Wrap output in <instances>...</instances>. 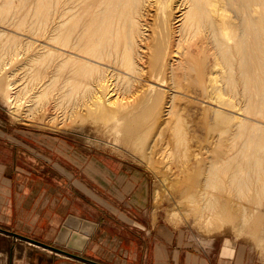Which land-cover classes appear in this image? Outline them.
Segmentation results:
<instances>
[{
  "label": "bare ground",
  "instance_id": "6f19581e",
  "mask_svg": "<svg viewBox=\"0 0 264 264\" xmlns=\"http://www.w3.org/2000/svg\"><path fill=\"white\" fill-rule=\"evenodd\" d=\"M47 1L39 2V6L42 3V9H46L40 11L44 12L40 15L39 33L54 42V46L45 44L42 52L50 58L54 55L51 59L55 60V65L51 76H39L46 78H40L39 97L53 81L62 83L57 87L62 98L64 90L73 95L76 88L82 89L84 85L83 89L90 90L88 95L92 99L89 110L109 117L108 114L117 115L113 120L119 121L115 123L120 126L116 129L125 133V137L140 141L145 137L141 132L144 123L158 118L160 128L166 124L160 116L162 111V115H171L175 123L174 130L164 138L167 149L173 155V150L181 149L183 157L193 160L190 156L193 154L196 161H200L203 156L199 157L200 151L191 148L187 129L181 124V114L173 120L177 114L174 106L168 103L163 110L158 107L162 85L171 84L176 93L195 92L216 105L211 111L220 118L214 124H224L222 132H226L220 145L218 141L212 150L210 147V153L204 158H208L204 178L191 192L198 218L203 224H213L221 216L230 218L227 215L233 214L234 200L231 202L223 191L229 195L235 191L238 196L251 188L264 192V0H85L80 2L85 3V9L78 8L84 11H76L80 14L77 16L73 11L79 0H54L53 5L52 0ZM153 6L156 15L149 21L148 12ZM50 18L54 23L51 32L46 34L48 24H52ZM41 71L39 69V73ZM2 73L0 89L5 81ZM97 74V83H94L96 79L93 82L92 78ZM114 77L125 81L123 90L139 99L136 104L124 106L118 98L122 88L117 86L118 82L113 83ZM145 78L149 82L141 85L140 81ZM183 79H201L200 90L192 89ZM13 91L2 94L8 102L17 105L16 98L20 95H14ZM122 95L127 96L125 92ZM235 108L243 114L237 119L232 113ZM242 206L245 208L241 210L242 222L245 223L253 213Z\"/></svg>",
  "mask_w": 264,
  "mask_h": 264
},
{
  "label": "rangeland",
  "instance_id": "374dc122",
  "mask_svg": "<svg viewBox=\"0 0 264 264\" xmlns=\"http://www.w3.org/2000/svg\"><path fill=\"white\" fill-rule=\"evenodd\" d=\"M41 1L45 3L47 0H0V33H4L3 35L0 34V65L1 69L2 67L5 69V71L2 69L3 73L0 69V73L5 76V81L0 89V147H3L2 141H4L5 132L9 131L13 133L16 139L22 136L26 140L29 139L31 142L38 144L39 153L45 152L44 154L46 155L43 157V160L53 167H58V165H60L55 161L57 159H64L65 161L76 163L78 168L83 167V164L92 162L100 164V159L102 162L112 163L113 165H111L113 168H116V172H121L119 176L120 180L126 178L130 180L131 189L127 193H133L132 197H137V199H139V201L134 204L139 206V208H142L143 205L149 207L151 211L150 216H154L153 220H155V223L153 222L150 225L148 222L151 221V218L148 220L149 217H147V215H144V218L140 216L144 221L143 224L146 228L144 230L151 231L152 226H154L153 230L156 231L159 225L164 226L166 230L170 228L172 230L173 240H187L188 248L192 252L208 255L211 262L214 264L217 263L219 258V264H264V238H260L264 236V229L262 230V227L264 228L263 191L257 192L251 188V191H246V195L239 196L235 191H231L230 195L228 192L223 191V194L231 198V202L234 200L232 202L233 214L227 215L230 218L221 216L225 218H217L218 222L215 220L213 224H203V220H200V217L198 218L195 207L192 205L193 194L191 192L204 178L208 159L206 158L205 160L204 158L210 153V147L212 150L216 145H220L226 135V132H222L224 124H214L215 121L220 118L212 113L213 107L215 108L216 105H214L210 99L205 97L204 99L203 96L195 92L191 93V95L177 91V94L176 91H174L175 87L170 84L171 89L169 83L160 86L163 93L159 99L158 107L163 110L167 107L168 103L174 106L177 110V114L174 115L173 120H177L178 115L181 114V124L187 129V135L190 137V144L193 145L191 148L194 151H200L199 157L203 156L202 160L196 161L197 158L194 157L193 154L190 155L193 160L187 159L186 156L183 157L181 149L179 152L173 150V153L175 152L174 155L167 149L168 147L165 146L164 138H166L171 130H174L175 123L171 120V115H162V111L160 116L161 119L164 118L167 121L166 124L160 128L158 125L159 122L157 121L158 118L153 122L148 121L151 123L146 122L147 125L144 123L143 126L145 127L142 126L141 132H143V136L145 137L140 141L127 138L125 137V133L121 132L120 129H116L120 126L115 123L119 121L113 120L117 119V115L114 114L116 116L114 117L113 114H108L111 116L109 117L89 110L91 108L89 105L92 99L91 96L89 97L90 90L88 89L87 91L86 89L88 92L86 93L85 89H83L84 85H82V89L78 87V90H76L77 88L75 85L76 89L73 95L69 91L67 92L64 90L65 97L63 98L66 100L64 99L63 101L62 96L59 97L57 93V87H61L62 83L57 81L59 84L56 82V85L53 81L48 84V87H46L47 90L46 88L44 89L46 93L39 97V89L42 88V86H39V82L43 78L46 79L53 74L55 65V60H53L54 55H50L51 58L53 57V59H51L49 55L47 56L45 52H42L45 51L43 47L45 44L47 46H54V42L44 37L45 35L41 36L42 32L41 34L39 33V27L42 25V16L40 15L44 12L41 13L40 11H46V9H42V3H40V9L39 2ZM48 1L50 2V0ZM81 1L85 2V0H79L78 6H76L73 11L75 13L74 16L80 15L76 13L80 6L85 9V3H80ZM51 3L53 5L54 0H52ZM84 9L79 10V13H83ZM151 9L148 12L149 21H152L156 15L155 6ZM51 20L52 18H50L49 23ZM53 23L54 19L52 20V24H48L47 28L49 31H47L46 34L51 32L50 30ZM9 39L11 40L10 42ZM11 49H13V51ZM16 52L18 54H16ZM39 53L45 56L42 57ZM39 56L43 63L41 59L38 58ZM37 59L38 62L36 61ZM1 63H3V65ZM39 63L40 65L41 63L43 64L41 66L43 68H39ZM34 64L38 66L32 69ZM39 69L43 72L41 71L39 73ZM39 76H45L46 78H41ZM97 76L98 74L94 76L95 78H92L93 82L94 79H96L94 83H97ZM13 77L15 78L14 81L12 80L14 79ZM7 79L12 81V84H9ZM121 79L122 78L118 79L115 77L113 79V83L116 81L115 83H119L120 85L117 86L122 88V93L119 92L120 97L118 96V98H121V102L124 103V106L128 105V103L131 105L136 104L139 99L132 96L129 91L126 93V91L123 90L125 81ZM148 82L149 81L145 78L140 81V84L145 85ZM183 82L185 84L189 83L190 87L197 91L200 90L202 85L201 79H183ZM54 88H56V90ZM8 90L9 92L14 90L15 92H12L14 95H20V97L18 96V98H16L19 104L16 105L6 100L3 94ZM124 92L128 97L122 95ZM83 94L85 96H83ZM55 95L59 98H56ZM70 96H72L71 99L69 98ZM68 100H71V103H69ZM58 101H60V106ZM82 102H84V104H82ZM82 105L85 106L82 107ZM238 111L237 108L232 111L235 115L234 119H237L236 117H240L242 114ZM105 120H107V122ZM114 124L116 126H114ZM221 132L222 134L218 135ZM158 134H160V138L157 137L159 136ZM23 148L27 149L28 145L23 144ZM164 149H167L166 152ZM164 153H166V155ZM97 167H99V165H97ZM186 167H188L187 171H185ZM101 168L103 172H110L104 165H102ZM123 174H127V176ZM147 181L149 183V191L146 194L145 189H147ZM122 188V186L118 187V191ZM145 196H147V201L144 200ZM240 196H243V198L238 199L241 198ZM242 205H245L248 211L253 213L249 215L250 218L248 221H245V223L242 222L244 220L241 210L245 209ZM140 226L141 229L144 227L143 225ZM61 228L58 231L55 242L65 245L70 249H74L69 247L66 243H63L65 241H63L62 236H60ZM1 239H3V237H1ZM17 240L22 239L17 238ZM0 252H2V250ZM6 258H8L7 253ZM0 259H4V255L0 256Z\"/></svg>",
  "mask_w": 264,
  "mask_h": 264
},
{
  "label": "crops",
  "instance_id": "0c3cea01",
  "mask_svg": "<svg viewBox=\"0 0 264 264\" xmlns=\"http://www.w3.org/2000/svg\"><path fill=\"white\" fill-rule=\"evenodd\" d=\"M3 139L0 227L57 248L0 229V256L4 255L0 264H214L208 255L192 252L187 240H173L170 228L157 225L156 231L154 226L151 231L144 230L140 216L151 218L149 225L154 216H150L149 207L134 204L139 199L127 193L130 180H120L121 172H116L112 163L100 159V164L92 162L78 168L76 163L57 159L60 165L53 167L43 160L46 155L39 153L38 144L22 136L16 139L9 131ZM102 165L110 172H103ZM120 186L123 188L118 191ZM69 214L97 222L83 250L55 242ZM75 227L69 228L79 232Z\"/></svg>",
  "mask_w": 264,
  "mask_h": 264
},
{
  "label": "water",
  "instance_id": "95a60500",
  "mask_svg": "<svg viewBox=\"0 0 264 264\" xmlns=\"http://www.w3.org/2000/svg\"><path fill=\"white\" fill-rule=\"evenodd\" d=\"M75 225H76L75 229H79V232L70 230L69 227H73ZM96 225L97 223L93 220L83 218L80 216H76L74 214H70L65 220L64 226L60 230V236H62L63 241H65L63 243H66L69 247L77 249V250H83L88 240V236L93 233ZM0 229L9 231L15 235H19L20 237L33 241L37 244H42L50 248H57V246H54L52 244L42 242L38 239L31 238L29 236L19 234L11 230H7L2 227H0Z\"/></svg>",
  "mask_w": 264,
  "mask_h": 264
},
{
  "label": "clouds",
  "instance_id": "9594fccd",
  "mask_svg": "<svg viewBox=\"0 0 264 264\" xmlns=\"http://www.w3.org/2000/svg\"><path fill=\"white\" fill-rule=\"evenodd\" d=\"M222 252H223V248H222Z\"/></svg>",
  "mask_w": 264,
  "mask_h": 264
}]
</instances>
